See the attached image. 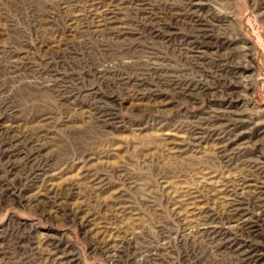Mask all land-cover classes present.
I'll list each match as a JSON object with an SVG mask.
<instances>
[{
  "label": "rangeland",
  "instance_id": "rangeland-1",
  "mask_svg": "<svg viewBox=\"0 0 264 264\" xmlns=\"http://www.w3.org/2000/svg\"><path fill=\"white\" fill-rule=\"evenodd\" d=\"M0 264H264V0H0Z\"/></svg>",
  "mask_w": 264,
  "mask_h": 264
}]
</instances>
